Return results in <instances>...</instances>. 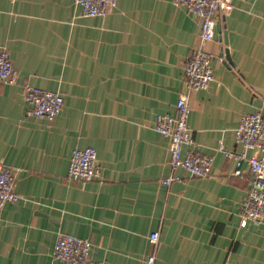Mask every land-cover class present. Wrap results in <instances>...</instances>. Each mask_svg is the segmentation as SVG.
Returning <instances> with one entry per match:
<instances>
[{
    "label": "crops",
    "instance_id": "1",
    "mask_svg": "<svg viewBox=\"0 0 264 264\" xmlns=\"http://www.w3.org/2000/svg\"><path fill=\"white\" fill-rule=\"evenodd\" d=\"M233 6L204 44L215 80L192 91L184 66L201 24L171 0H118L106 17L81 15L75 0H0V48L18 75L0 85V162L21 197L0 209V264H68L54 257L61 234L91 240L105 264L149 254L155 264H264V228L241 215L249 165L224 152L243 150L244 115L264 113V0ZM25 84L63 95L54 121L29 113ZM182 96L195 144L213 157L209 178L174 171L154 129ZM88 147L100 178L69 180L73 151ZM172 176L180 180L163 182Z\"/></svg>",
    "mask_w": 264,
    "mask_h": 264
},
{
    "label": "built area",
    "instance_id": "2",
    "mask_svg": "<svg viewBox=\"0 0 264 264\" xmlns=\"http://www.w3.org/2000/svg\"><path fill=\"white\" fill-rule=\"evenodd\" d=\"M176 7L184 8L188 14L199 18L201 24L200 44L193 48L185 62V76L192 91L205 90L215 80L212 55L204 44L215 39L218 17L230 13L233 0H171ZM80 14L85 17H106L117 6L118 0H75ZM10 52L0 48V85L17 82ZM24 101L29 105L32 116L54 121L62 112L64 97L60 92L25 84ZM191 113L188 97L182 96L175 114L157 115L154 129L168 138L170 166L174 171L182 169L196 178H209L213 175V157L204 154L195 144L188 125ZM236 141L243 150L239 153L224 151L236 166L247 163L251 172V188L242 204V218L264 228V113L257 111L244 115L236 131ZM190 150L185 151V148ZM222 150L224 147H221ZM239 175L240 172H237ZM98 153L94 148L73 151L68 179L89 182L100 178ZM180 180L179 176L164 179L165 184ZM16 191V174L0 162V209L10 203L20 201ZM159 233L153 232L148 240L157 247ZM93 242L68 234H61L54 249V257L68 264H105L92 257ZM156 255L149 254L144 264H155Z\"/></svg>",
    "mask_w": 264,
    "mask_h": 264
},
{
    "label": "water",
    "instance_id": "3",
    "mask_svg": "<svg viewBox=\"0 0 264 264\" xmlns=\"http://www.w3.org/2000/svg\"><path fill=\"white\" fill-rule=\"evenodd\" d=\"M225 54H226V59H228V61H231L230 57H229V54H228V51H226Z\"/></svg>",
    "mask_w": 264,
    "mask_h": 264
},
{
    "label": "trees",
    "instance_id": "4",
    "mask_svg": "<svg viewBox=\"0 0 264 264\" xmlns=\"http://www.w3.org/2000/svg\"><path fill=\"white\" fill-rule=\"evenodd\" d=\"M89 148V147H88ZM79 149V148H78ZM71 162V161H70ZM179 170H182V169H179ZM178 171V170H177ZM17 191V190H16Z\"/></svg>",
    "mask_w": 264,
    "mask_h": 264
},
{
    "label": "rangeland",
    "instance_id": "5",
    "mask_svg": "<svg viewBox=\"0 0 264 264\" xmlns=\"http://www.w3.org/2000/svg\"><path fill=\"white\" fill-rule=\"evenodd\" d=\"M234 9V8H233ZM231 13V12H230Z\"/></svg>",
    "mask_w": 264,
    "mask_h": 264
}]
</instances>
